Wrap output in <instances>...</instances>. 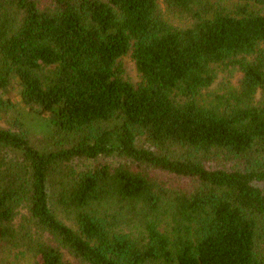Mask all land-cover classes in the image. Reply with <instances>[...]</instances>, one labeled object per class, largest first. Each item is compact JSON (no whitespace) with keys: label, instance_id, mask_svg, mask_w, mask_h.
Here are the masks:
<instances>
[{"label":"trees","instance_id":"obj_1","mask_svg":"<svg viewBox=\"0 0 264 264\" xmlns=\"http://www.w3.org/2000/svg\"><path fill=\"white\" fill-rule=\"evenodd\" d=\"M262 184L264 0H0V264H264Z\"/></svg>","mask_w":264,"mask_h":264},{"label":"rangeland","instance_id":"obj_2","mask_svg":"<svg viewBox=\"0 0 264 264\" xmlns=\"http://www.w3.org/2000/svg\"><path fill=\"white\" fill-rule=\"evenodd\" d=\"M122 61H123L124 67H125L126 76L129 79H131L133 82H136L137 81V75H136V72L134 70V66H133V63H132V61L130 59V56L127 55V56L123 57ZM219 75L221 76V74H219ZM239 78H240V74H237V77L235 78L234 83H236ZM218 80L220 81V79H217V81L213 85L215 88H217L219 86V81ZM18 92H19V86H18L17 82H14V84L11 85L9 90H7L4 94L6 96L11 97L12 100L15 101V103H17L16 107L20 108L21 106L18 103V99H19ZM48 121H49V118L47 117L46 118V122H48ZM29 123L31 124V126H34V125H36L37 122L31 123V121H30ZM34 127L37 129L36 126H34ZM262 186L264 188V184H262Z\"/></svg>","mask_w":264,"mask_h":264}]
</instances>
